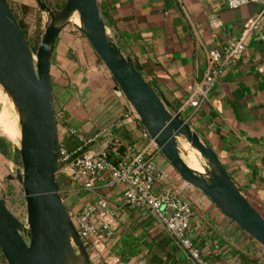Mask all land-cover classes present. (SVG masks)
Wrapping results in <instances>:
<instances>
[{"label":"crops","instance_id":"0c3cea01","mask_svg":"<svg viewBox=\"0 0 264 264\" xmlns=\"http://www.w3.org/2000/svg\"><path fill=\"white\" fill-rule=\"evenodd\" d=\"M98 1L108 31L122 53L132 57L145 80L158 93L182 110L192 130L214 149L236 185L264 215V18L260 28L248 38L245 53L236 64L225 69L208 99L198 107L189 102L209 72L210 51H225L240 38L262 7L249 3L230 8L227 0ZM81 50L88 69L72 81V88L78 95L69 96V103L73 105L67 109L72 113L78 104L87 105L93 118L91 115L83 118L80 130L88 133L113 128L129 112V121L122 120L140 138L145 129L138 127L136 113H131L132 108L124 96L119 95L117 83L108 69L93 49L86 53ZM59 54L57 60L66 58L65 53ZM78 56L81 59V55ZM15 138L17 140V135ZM13 142L16 143L15 139ZM142 143L138 139V145ZM185 150L182 148L183 152ZM161 155L163 153L156 156V161L162 178L156 181L155 189H175L191 201L193 214L189 235L201 242L202 257L207 263L246 261L257 264L258 255L247 249V238L252 237L239 229L205 193L186 183L181 176L175 185L172 184L167 172L179 173ZM159 159L164 161L158 162ZM108 192L117 218L110 254L119 256L118 250H126V264H169L166 256L172 251L170 264H196L154 211L144 205L127 203L116 189ZM79 195L77 204L83 205L88 196L82 199ZM236 232V240L231 241L230 235ZM124 237L128 238V247L118 244ZM98 258L96 256L97 260H103Z\"/></svg>","mask_w":264,"mask_h":264},{"label":"water","instance_id":"95a60500","mask_svg":"<svg viewBox=\"0 0 264 264\" xmlns=\"http://www.w3.org/2000/svg\"><path fill=\"white\" fill-rule=\"evenodd\" d=\"M42 10L43 0H37ZM80 31L117 83L119 95L136 113L144 129L179 175L200 189L229 218L264 247V215L244 195L218 155L193 131L182 115L149 84L132 57L125 56L111 37L98 0H66L46 28L34 51L7 0H0V82L14 100L20 116V155L27 205V238L22 225L0 196V249L7 264H69L72 256L93 264L64 201L56 173L60 132L55 108L51 60L57 36L73 12ZM186 138L208 161L209 178L190 167L180 153ZM97 254H95V259Z\"/></svg>","mask_w":264,"mask_h":264},{"label":"built area","instance_id":"2783aa9c","mask_svg":"<svg viewBox=\"0 0 264 264\" xmlns=\"http://www.w3.org/2000/svg\"><path fill=\"white\" fill-rule=\"evenodd\" d=\"M249 3L259 4L262 7L261 12L245 28L240 38L225 51H210L209 72L203 85H198L194 96L189 99L194 107L208 99L219 77L228 66L236 64L245 53L247 40L252 32L260 28L264 18V0H227L230 8ZM129 118L131 116L127 112L124 121H129ZM111 130L108 127L85 133L77 128H68L67 134L74 136L78 144L73 149L65 145L60 147L59 159L63 162V174L74 182L75 191L88 192V197L77 213L69 210L85 245L93 248L94 253L99 258L102 257L106 264H124L115 254H109L105 258L102 256L106 249L105 239L113 235L117 223L108 191L120 186L118 191L127 203L144 205L154 211L191 260L196 264H208L189 235L193 214L191 201L175 189H155L156 181L162 178L160 168L155 162L156 156L162 153L159 145L145 130L140 135V141H143L140 150L130 145L120 155L117 148H114L115 158L121 160L116 164L111 160L108 149L113 133Z\"/></svg>","mask_w":264,"mask_h":264},{"label":"rangeland","instance_id":"374dc122","mask_svg":"<svg viewBox=\"0 0 264 264\" xmlns=\"http://www.w3.org/2000/svg\"><path fill=\"white\" fill-rule=\"evenodd\" d=\"M43 1L47 6V9L45 10H42L40 8L37 0H8V2H10V4L14 8H18V6L21 4H26L34 8L33 11L29 14L31 19L30 21L32 23L31 31L35 30L39 22L42 30V36L46 28L52 22V13L53 14L59 13L63 8V7L61 8V5L64 6L66 0H43ZM28 10H30V8ZM75 14H78V12H76ZM56 42H57L55 45L56 53L59 54L62 52L66 54V58L64 60L61 59L57 60L58 54L57 55L54 54L51 61L52 64L51 74L53 81L55 108L57 114V121L59 125L60 138H62L63 135H67L68 128L80 129L82 119L90 118L91 113L89 112V110H87L86 107L87 105L83 102L81 104H78V106L76 107L77 110L72 113L69 112L67 109L69 108L68 106H70L71 108L73 105V103H69V96L72 95L73 93L76 96L78 95V92L74 91V88H72V86H74L72 81H75L79 75L82 76L83 74H85V72H87L88 69L86 66L85 57L83 56V52L81 49H83L84 52L86 53V50H91L93 48L90 45L88 39L85 37V35L80 31L77 24L74 23L73 21H71L68 25L64 27L61 33L57 36ZM69 53L71 55H69ZM78 54L81 55V59H79L80 56H78ZM69 86H71V88ZM14 107L17 110L16 104L13 101L11 95L8 93V91L3 87V85L0 82V196L5 198L9 210L21 222L22 234L27 238V234H28L27 205H26V199H25L24 187L22 181L23 165L19 150L21 144H19V137H18L19 133H17L20 130V124L18 119L13 118L11 115V114L13 115L15 114ZM8 112L11 113L10 114L11 116H9ZM66 112L69 113L68 116L69 123L67 122L68 120L66 121V119L64 118ZM131 113L135 115V112L132 111ZM94 118H96V115L94 116ZM6 122L10 123L9 126H14V128L17 130L16 131L14 129L17 135V140H15V142L17 141L16 143L11 141L2 130V128L7 127ZM111 131L113 132V128ZM182 142H186L188 144L187 155H185L186 159L191 161L192 163L194 162L196 163V159L199 160V158L198 155L196 156L192 154V149H193L192 145L188 142L186 138L185 139L181 138L179 139L180 148ZM161 156L164 157V155ZM164 158L166 159V157ZM202 158L204 159V157ZM204 160L202 161V163L205 166V168H207L208 161L206 159ZM163 161L164 159L163 160L159 159L158 162H163ZM155 162L157 163V161ZM202 163L200 161V164ZM179 178H180L179 174L175 175L170 172H167V179L170 182H172V184L175 185L176 182H178ZM119 188L120 186L114 187L111 189V191L115 189L118 190ZM70 189H62L61 193L63 195L64 201L68 206V209L74 210L81 206L77 204V201L80 202V200H78L79 199L78 195L80 194L79 195L80 198L83 199L88 196V192L82 190L80 193H78V191H75V186L71 187ZM236 235L237 232L235 234H231L230 240L235 241ZM247 239L248 241L247 240L246 241L249 242V245L247 244V249L254 251L258 255L257 258L259 260L257 261L264 262L263 246L257 244V242L253 238L252 239L247 238ZM87 250L92 258L93 264H106L105 261L103 260L99 261L95 259V253L93 251V248L89 247ZM1 253L2 251L0 252V258H1ZM79 256L82 258L81 255ZM74 258H76V256H72L70 260ZM0 264H2L1 261Z\"/></svg>","mask_w":264,"mask_h":264},{"label":"trees","instance_id":"16d2710c","mask_svg":"<svg viewBox=\"0 0 264 264\" xmlns=\"http://www.w3.org/2000/svg\"><path fill=\"white\" fill-rule=\"evenodd\" d=\"M8 3L10 5V7H11V10H12V12H13V14H14V16H15V18H16L19 26H20V28L22 29L24 35L26 36L27 40L29 41L31 47L33 48L34 51H37V49H38V47L40 45V42L42 40V30H41V26H40V24L38 22L37 27L35 28V30L31 31L32 23L30 21L31 19H30L29 14L33 11L34 8H32V7H30L29 5H26V4H21V5L18 6V8H14L10 4V2H8ZM62 7L63 6L61 5V8ZM29 8H30V10H28ZM56 43L57 42L55 41V45H56ZM55 45H54V48H53L52 57H53L54 54L55 55L58 54L55 51L56 50V46ZM142 66H143L144 71H145L146 70L145 65H142ZM8 113H9V116L12 115L13 118L17 119V115H16L15 111H14V113H15L14 115L11 114L10 112H8ZM68 116H69V113L66 112V114L64 115V118L66 119V121L68 120ZM12 117H10V118H12ZM122 119H123V117H121L120 121L117 122L115 124V126L113 127V133H112V136H111V139H110L109 148H108L109 152H110V154H109L110 158L116 164L119 161H121V160L119 158H115L116 157V153L114 152V148H117V152L120 155H123L130 145H132L136 150H140V146L138 145V139H140V138H139L137 132L128 123L123 122ZM67 122L69 123V120ZM9 124L10 123L6 122V125H9ZM137 125H138V127L144 129V127L141 124L139 119H137ZM77 144H78L77 139L74 136L67 134V135H63L62 136L61 142H60V147L65 145V146L69 147L70 149H73V148H75V146ZM62 169H63V162H62V160L60 158L59 161H58V170H57V173H56V178H57V181H58V185L60 187V190H62V189H70L74 185V182L70 178H68L67 176H65L63 174ZM73 212L77 213L78 209H74ZM233 222L238 227L243 229L235 221H233ZM243 231H245V230L243 229ZM114 233H113V235H114ZM113 235L111 237L105 239V241H106V249L102 253V256L104 258L112 252L110 250V244H111L110 240L113 238ZM128 242H129L128 238L124 237V238H122L121 240L118 241V244L119 245L121 244L124 247H128ZM194 242L197 245V247L200 249V251L203 252L202 248H201V245H200L201 242L199 243L197 240H194ZM89 247L90 246L86 245L87 249ZM114 251L116 252L117 250L114 249ZM0 252H1V250H0ZM126 253H127L126 250H118L117 251V254L121 257V260H122V262L124 264H126V261H127ZM171 254H172V251H171V253L167 252V256H166L169 264L171 263L169 261ZM158 258L156 257V259H158ZM159 260H162V259H159ZM0 261H1L2 264H7L2 253H1ZM151 264H153V262ZM241 264H249V263H247L246 261L245 262L242 261Z\"/></svg>","mask_w":264,"mask_h":264},{"label":"bare ground","instance_id":"6f19581e","mask_svg":"<svg viewBox=\"0 0 264 264\" xmlns=\"http://www.w3.org/2000/svg\"><path fill=\"white\" fill-rule=\"evenodd\" d=\"M75 13H76V12H73L72 15H71L67 20H65V21H73L74 23L78 24L79 26H82V21H81V19H80V15H79V14H75ZM13 101H14V100H13ZM14 106H15V105H14ZM16 108H17V107H16ZM14 111L16 112L17 119H18L19 124H20V116H19L18 111L15 109V107H14ZM7 126H9V125H7ZM2 130H3V132L7 135V137H8L11 141H13L14 139L16 140V138H15L16 134H15V131H14L12 128H10V127H6V128H4V129H2ZM18 133H19V144H21V139H22L21 125H20V130H19ZM180 139H181V138H180ZM16 142H17V141H16ZM179 145H180V144H179ZM184 147L186 148V150L183 152V151H182V148H184ZM187 150H188V144H187L186 142H182V143H181V148H180V153H181L183 159L188 163V165H189L190 167H192L193 169H195V170H197V171H200L201 173L205 174V176H206L207 178H209V174H208V172L206 171L205 166H204L203 163H202V161H203L204 159L201 157L200 152H199L196 148H193V149H192V154H194V155H196V156L198 155V158H199V160L196 159V163H195V165H194L192 162H189V161L186 160L185 155H187ZM200 161H201L202 164H200ZM204 161H205V160H204ZM205 163H206V162H205ZM199 168H200V169H199ZM69 264H83V260H82L81 257H76V258L70 260Z\"/></svg>","mask_w":264,"mask_h":264}]
</instances>
